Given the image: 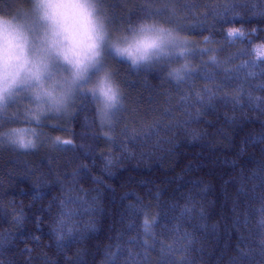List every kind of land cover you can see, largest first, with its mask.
Returning <instances> with one entry per match:
<instances>
[{"label": "trees", "instance_id": "1", "mask_svg": "<svg viewBox=\"0 0 264 264\" xmlns=\"http://www.w3.org/2000/svg\"><path fill=\"white\" fill-rule=\"evenodd\" d=\"M99 8L113 32L173 26L198 46L193 72L116 60L124 104L106 129L87 87L64 124L28 102L18 122L0 112V132H37L29 149L0 140V264H264V0Z\"/></svg>", "mask_w": 264, "mask_h": 264}, {"label": "clouds", "instance_id": "2", "mask_svg": "<svg viewBox=\"0 0 264 264\" xmlns=\"http://www.w3.org/2000/svg\"><path fill=\"white\" fill-rule=\"evenodd\" d=\"M33 12L40 24L38 35L31 24L0 16V111L23 86L33 101L32 119L67 112L86 85L100 123L111 124L124 104V92L104 63L106 49L134 70L169 58L182 61L165 73L173 80H180L188 68L183 61L190 42L169 24L143 19L110 35L99 0H33ZM53 63L63 65L66 73L55 76ZM36 135L34 128L18 126L0 132V140L22 149L29 143L35 147Z\"/></svg>", "mask_w": 264, "mask_h": 264}, {"label": "rangeland", "instance_id": "3", "mask_svg": "<svg viewBox=\"0 0 264 264\" xmlns=\"http://www.w3.org/2000/svg\"><path fill=\"white\" fill-rule=\"evenodd\" d=\"M100 12H101V10H100ZM101 14L103 15L102 12H101ZM0 16H5V17H9L10 16L13 19H16V20H19V21H23V22H27V23L31 24L32 30L37 35L39 34L40 24H39V21L36 19V16H35V14L33 12V0H10V2L5 4V5L0 4ZM107 27H108L110 35L119 34L118 32H113V30L108 25H107ZM189 42L190 43H189L188 53H191V52H194V50L197 49L198 46L194 42H192L191 40H189ZM190 57H192V56H187L186 61H183V62H186L188 64V68H187V70L184 73L182 78H184L190 72H193V68L190 69L191 65L187 61V59L190 58ZM115 61H116V59L106 49L105 50V56H104V63L112 68V66H113ZM175 61H177L178 63L182 62V61H178V60L174 59V61L171 64L176 63ZM66 71H67V69L63 65H60L59 63H53V65H52V73L55 76L60 77L63 74H65ZM85 87H86V85L82 86L77 91L75 97L77 95H79L80 93L85 92L84 89H83ZM24 100H26V101H24ZM25 102H28L30 104L29 108H30V111H31L33 101L31 99L29 90L26 87L22 86V87H20L17 90V92L15 93L14 97L8 102L7 107L3 111H0V112L1 113H5V112H7L9 110H13L15 114L16 113L27 112V108L25 106ZM71 105H72V103H71ZM71 105H70V107H71ZM70 107L67 110V112H61V113L48 112V113H50L52 116H60L61 118L63 117V119L60 120V121H61L62 124H64V123H66L68 121V115L70 113ZM122 109H123V106L121 108H119L118 112H120ZM14 113L12 111H9V112L6 113V115H1V114L0 115L4 116V118H6L7 121H11V122L16 121V122H18L19 120L17 121L16 119L13 118L14 115H15ZM48 113H46L45 115L41 116V118H44V116H46ZM61 118H59V119H61ZM109 125L110 124H103L102 126H103L104 129H106ZM57 126H59V125H57Z\"/></svg>", "mask_w": 264, "mask_h": 264}, {"label": "snow or ice", "instance_id": "4", "mask_svg": "<svg viewBox=\"0 0 264 264\" xmlns=\"http://www.w3.org/2000/svg\"><path fill=\"white\" fill-rule=\"evenodd\" d=\"M236 30H233L232 32H229L228 35L232 36L234 35ZM259 55L264 56V45H259L257 49L255 50ZM65 143H71L70 141H66ZM33 148V145L31 143L24 145L22 149H29ZM145 224L147 225V221H145ZM62 238V237H61Z\"/></svg>", "mask_w": 264, "mask_h": 264}]
</instances>
